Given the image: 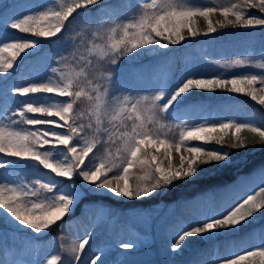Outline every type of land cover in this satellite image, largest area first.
Masks as SVG:
<instances>
[{"label": "rangeland", "instance_id": "rangeland-1", "mask_svg": "<svg viewBox=\"0 0 264 264\" xmlns=\"http://www.w3.org/2000/svg\"><path fill=\"white\" fill-rule=\"evenodd\" d=\"M112 1L98 0L95 5L77 9L69 20L65 21L66 28L62 33L57 34L56 37L44 38L30 32L21 33L17 29L7 28L5 23H10L13 17L23 19L26 14L32 15L30 9L37 5L60 9L63 5L72 3L73 0H0V47H3L5 43H15L20 38L37 41V47L21 52L15 59L12 58V49L0 53V63H7L9 60L13 63V67L7 73H0V110L6 109L11 112L16 108L17 102L29 99L25 96H9L8 89L28 86L38 77L43 76L46 68L50 71L51 67L60 66L57 62L62 58L67 65L66 71L79 72L80 67L74 61V55L77 57L83 55L88 59L103 62L105 68L117 69L113 76L117 77L121 90L115 92L118 100L114 102V106L118 107L126 103L125 97H128L140 101L146 110L152 108L151 98L161 90L158 85H166V91L170 93L183 78L192 77L190 70L198 73L195 78L206 79L217 75L231 79L238 74H264V68L259 67L260 64H264V29L240 25L222 27L224 20L216 17V13L205 18L204 22L199 16L191 18L193 29L199 33L197 36H189L185 28L183 34L186 39L180 44L170 45L168 49H160L152 45L141 47L120 58L118 64L112 66L107 63L106 57L101 55L104 46L123 35V25L139 20L150 11L138 4L137 1L143 3V0H134L135 3L137 2L136 5L133 3L127 10L115 13L105 12L103 6ZM230 1L232 0H175L181 6L196 8L215 4L229 5ZM151 2L152 0L148 3ZM164 2L165 0H156L157 4ZM233 2L237 1L233 0ZM249 14L264 16L256 9ZM209 19L216 28V32L205 35ZM112 28H116V32H112ZM198 37L206 38L198 39ZM186 54L187 56L184 57ZM151 66L149 70L148 67ZM181 70L184 72L182 75ZM254 87L264 88L260 84ZM240 96L248 97V101L264 112V105L258 100H252L245 93H235L227 89L201 90L195 95H186L176 104L174 118L159 120L155 128L159 129L161 139L167 140L170 144L180 142L181 131H190L201 124L207 127L212 123L218 125L221 122H231L264 129V120L254 118L255 111H249L251 114L244 116V112L238 110L239 104L246 102ZM144 97L148 99L145 100ZM232 97L239 103L234 106L235 112L238 113L235 116L224 117L212 111L207 113L206 110L210 109V104L213 102L225 103ZM35 99V106H38L39 103H55L58 98L54 94L38 93L35 94ZM187 102L193 105L185 106ZM182 104H185L184 108H180ZM148 114L150 113L146 111L145 115ZM41 118L49 119L46 116ZM0 127L9 129L28 126L11 125L9 119L0 118ZM230 129L233 136L238 139L241 136V130L249 128H242L237 132L235 127H230L213 135L217 140L221 139ZM211 141H185L180 152H176L173 148L170 158L172 165L178 167L179 157L184 155V167L187 169L189 160L187 148L201 146L206 151H212L213 149H209L208 146ZM118 147L122 145L115 144L111 147V151L116 155H119L116 151ZM147 147L150 153L158 155L162 161L161 167L166 168L169 160L164 157L165 145ZM241 151L238 153L240 155L238 159L233 161L229 159L227 164L212 165L209 171L213 180L220 182V179L225 178L220 176L219 171L222 167L230 166V164L240 166L238 170H233L234 174L242 171L237 174L240 176L238 181L226 186L221 182L217 183L207 189L208 191L204 194L189 199L180 197L166 201L165 197L172 195L171 190H177L178 193L186 190L189 182L199 179L200 172L194 178L177 182L175 186L166 185L167 187L160 188L157 192L159 196L156 194L149 197L148 201H145L147 198L128 199L109 193L103 194L83 185L79 178L73 176L83 197L77 201L70 213L50 225L48 229H42L41 233H35L34 230L25 226L17 227L18 222L12 223L4 212L0 211V259H5L4 264H17L20 261H40L41 264H47L52 255H60L64 264H67L61 254L64 248L60 246L66 227L69 228V235L77 238L76 242L79 240L82 242L89 233L92 234L89 242L93 241L83 252L87 258L85 264H91V260L97 255L100 256L103 264H223V258L234 252L243 254L245 250H256L264 244V209L255 212L254 219L234 233L215 235L211 238L207 234L186 237L182 249L176 252L171 251V245L179 236L185 230H190L192 226H198V221L202 223L209 217L230 210L242 203L249 195L264 202V193L260 192V187L264 186V138L259 142L258 147L250 152L242 154ZM251 155V158H247ZM199 157L207 161L206 156H198L197 160ZM0 159L8 161L6 168L0 169V183L17 188V194L23 191L21 186L31 189L36 180H40L41 184L53 180L58 185L68 182V178L54 175L50 169H44L36 161L7 157L4 153H0ZM85 162H88V158ZM226 171L228 174L231 173V169ZM130 183L132 184L133 181L131 180ZM35 188L40 194V199L51 195L47 190L41 189L39 184L35 185ZM7 194L12 195V193ZM19 199L22 207L29 208L33 201H37V197L30 195L20 196ZM118 241H137L138 246L132 252H125L116 246ZM75 246L78 244L75 243ZM196 260L197 263H195ZM252 260L253 264L264 262V258L261 257H254ZM57 264L60 262L58 261Z\"/></svg>", "mask_w": 264, "mask_h": 264}, {"label": "snow or ice", "instance_id": "snow-or-ice-1", "mask_svg": "<svg viewBox=\"0 0 264 264\" xmlns=\"http://www.w3.org/2000/svg\"><path fill=\"white\" fill-rule=\"evenodd\" d=\"M97 3L98 0H73L60 9L37 5L30 9L32 15L26 14L23 19L13 17L10 23H5V27L44 38L56 37L65 30V21H68L77 9ZM142 7L150 11L139 20L123 25V35L102 49L101 55L106 57L108 64L117 65L120 58L141 47L152 45L168 49L170 45L180 44L186 39L183 34L185 28L189 36H197L199 33L193 29L191 19L196 16L207 19L218 12L224 18L222 27L240 25L264 29V16L249 14L251 9L264 13V0H237L227 6L201 8L184 7L175 0H165L162 4L152 0L151 3H143ZM111 31L116 32V28H112ZM214 32L216 28L209 19L207 32L204 34ZM35 47L37 41L20 38L15 43H5L0 47V53L12 49V58L15 59L21 52ZM73 59L80 67L79 72L66 71L67 65L62 58L57 62L60 66L51 67L50 71L46 68L44 75L28 86L8 89L9 96H25L29 99L17 102L16 108L11 112L6 109L0 110V118L9 119L11 125L28 126L9 129L0 127V153L7 157L36 161L38 165L50 169L57 176L68 178L67 183L60 185L54 180L43 184L36 180L31 189L21 186L23 191L18 194L17 188L0 183V211H3L12 223L18 222L17 227L25 226L35 233H41L42 229H48L50 225L70 213L77 201L83 197L73 176L95 191L106 190L116 197L142 199L156 193L162 185L175 186L181 180L198 175L201 169L194 166L198 156H206L207 161L203 162H213L217 165L227 164L230 159L229 152L206 151L201 146H190L187 148L189 155L187 169L184 167V155L179 157V166L174 167L170 159L172 149L180 152L185 141H211L216 139L214 133L219 134L230 127H235L237 132L242 128H249L251 132L264 138V129L260 127L221 122L218 125L212 123L207 127L201 124L190 131H181L180 142L170 144L167 140L161 139L159 129L155 128L159 120L173 119L176 104L194 89H227L235 93H245L252 100H258L264 105V94H260L264 88L254 87L257 84L264 86V74H238L231 79L220 75L210 79L195 78L193 74L192 77L183 78L178 82L170 93L166 91V85L160 84L158 88L161 90L151 98L152 108L146 110L140 101L128 97H125L126 103L114 106V102L118 100L115 92L121 90L117 77L113 76L116 68H105L103 62L88 59L83 55L78 57L74 55ZM12 67V60L0 63V73H7ZM259 67L264 68V64H260ZM38 93L54 94L58 98L57 102L39 103L35 106V94ZM143 99L146 100L148 97ZM146 111L150 114L145 115ZM29 113L41 115L29 116L27 115ZM115 144L122 145L116 149L119 155L111 151ZM149 145H165L164 157L169 160L166 168L161 167L162 161L157 154L149 152L147 147ZM244 146L240 143L234 145L237 148ZM98 153L100 155H97ZM7 164V160L0 159V169L6 168ZM137 166L144 171V175L138 178L139 182L133 187L130 183L132 179L130 169ZM37 184L51 195L40 199V194L35 188ZM260 192L264 193V186L260 187ZM29 195L37 197V201H33L30 208L22 207L19 197ZM260 209H264V202L249 195L230 210L209 217L202 223L198 221V226L194 225L190 230H185L171 245V251L182 249L186 237L207 234L211 238L215 235L234 233L250 223L254 219L253 214ZM91 238L92 234L89 233L78 246L71 249L74 255L67 264H85L79 252ZM116 246L125 252H132L137 248L138 242L118 241ZM254 257L264 258V244L256 250H245L243 254L234 252L223 258V264H253ZM58 261L64 264L60 255H52L47 264H57ZM98 262L103 264L99 255L91 260V264ZM17 264L41 262L20 261Z\"/></svg>", "mask_w": 264, "mask_h": 264}, {"label": "trees", "instance_id": "trees-1", "mask_svg": "<svg viewBox=\"0 0 264 264\" xmlns=\"http://www.w3.org/2000/svg\"><path fill=\"white\" fill-rule=\"evenodd\" d=\"M149 1L150 0H143V3H148ZM137 2H138V4H141V5L143 4L139 1H137ZM133 3H134V5H136L134 0H113L112 2L106 3L103 7H104L105 12L115 13L116 11L122 12L123 10L129 9L133 5ZM230 3H233V0L230 1L229 4ZM227 5L228 4H221V5L215 4L214 6L219 7V6H227ZM254 10L255 9H251L249 11L251 12ZM260 14L264 15V13H260ZM203 38H206V37H198V39H203ZM185 56H187V54L184 55V57ZM183 63L185 64L184 60H183ZM151 68H152V66L148 67L149 70ZM180 72H181V75L184 73L182 70ZM190 73H191V76H193V74H195V76L198 74L196 72H193V70H190ZM197 91H201V90H195L194 89V90H192L190 95H192V94L195 95L197 93ZM240 97L244 98V100L246 102H242V104H239L238 102H236V98L232 97L231 99L228 98V100L225 103H223V102L218 103V101L213 102L212 104H210V109H207L206 111H207V113L212 111V112L218 113L224 117H228L229 115L235 116L238 113L235 112L234 106L239 104L238 110L241 112H244V116H245V114H251L249 111H255L254 118H257V119L261 118L264 120V112L262 110L258 109L253 103L248 101V97H243V96H240ZM195 103H196V101L194 102V104ZM185 104H182V107H180V108H184L185 106L193 105L191 102H187ZM180 108H176V109H180ZM205 112H203V113H205ZM261 141H263V138H261V140H260V136L256 133L251 132L249 129H242L241 130V136L238 139L235 136H233L231 129H230L229 132L227 133V135H225L221 139L212 140L210 143H208V146H209V149L220 150V151H225V152L231 153L230 159L233 161V160L238 159V157L240 156V155H238L240 150H242L240 152L242 154L248 153L252 149L257 148L259 145V142H261ZM237 143H240V144L245 145V146L239 147V148L234 147V145ZM251 157H252V155L247 156V158H251ZM203 161H204L203 158L199 157L198 160L196 161L195 165H194V166L198 167L199 169H201V171H200L201 176L198 177L199 179L195 180L194 182H189V184H187L188 188H186V190H184L182 192L178 193L177 190H171L172 195L166 196L165 197L166 201L168 199L169 200L170 199H173V200L179 199L180 197L189 199V198L198 196L200 194H204L206 191H208L207 189H210L211 186H213L217 183L221 182L222 184H224V186H226V185L230 184L231 182L238 181L240 179V176H238L237 174H240L242 171L239 173L236 172L235 174L233 172V170L234 171L238 170L240 168V166H232L230 164V166L222 167L219 171L220 176H224L225 178L223 180L220 179V182L214 181L213 178L211 177V175H209V171L212 169L211 166L215 165V163H213V162L205 163ZM245 164H247V163H245ZM228 169L229 170L231 169L230 174H228L226 171ZM247 169H249V168H247ZM130 173L132 176L131 180L133 181L132 186L135 187L136 184L138 183V181H137L138 178L143 176L144 171L139 166H137V167H134L133 169H130ZM208 175H209V177H207ZM204 176H205V178H203ZM220 176H214V177H220ZM131 180H130V182H131ZM164 186H166V185H162L161 188ZM158 190H156V193H154L150 196L144 197V198H147V199H145V201H148L149 197L155 196L157 194ZM157 196H159V194H157Z\"/></svg>", "mask_w": 264, "mask_h": 264}, {"label": "bare ground", "instance_id": "bare-ground-1", "mask_svg": "<svg viewBox=\"0 0 264 264\" xmlns=\"http://www.w3.org/2000/svg\"><path fill=\"white\" fill-rule=\"evenodd\" d=\"M260 94H264V92L262 91ZM53 174L56 175L55 173H53ZM98 192L103 193V194L104 193H109L106 190L105 191H98ZM80 220H82V219H80ZM77 221H79L78 218H77ZM63 232H64L63 236L61 235L62 236L61 237L62 238V244L60 246H62L64 248V250L61 251V254L64 256L65 263H66L68 260H71V258L74 255V253L71 251V249L75 246V243L79 244V242H81V240L76 242L77 238L76 237H71L69 235L70 231H69L68 227H66ZM92 241L89 242L88 244H86L84 249H82V251L80 250V252H79V255H80L81 259L83 261H85V262H86L87 258H86L85 253H83V252L85 251V248H87L88 246L91 245ZM4 263H6L5 259L1 258L0 259V264H4ZM195 263H197V260L195 261Z\"/></svg>", "mask_w": 264, "mask_h": 264}, {"label": "water", "instance_id": "water-1", "mask_svg": "<svg viewBox=\"0 0 264 264\" xmlns=\"http://www.w3.org/2000/svg\"><path fill=\"white\" fill-rule=\"evenodd\" d=\"M216 17H218L219 19H221L222 21H223V17L217 12L216 13ZM199 18L201 19V21H205L206 19L204 18V17H201V16H199ZM231 19H234L233 17H230Z\"/></svg>", "mask_w": 264, "mask_h": 264}]
</instances>
